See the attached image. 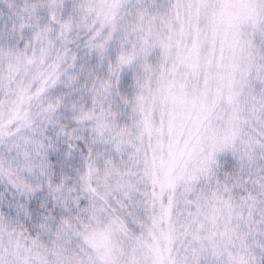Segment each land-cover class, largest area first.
Masks as SVG:
<instances>
[{
    "label": "snow or ice",
    "instance_id": "snow-or-ice-1",
    "mask_svg": "<svg viewBox=\"0 0 264 264\" xmlns=\"http://www.w3.org/2000/svg\"><path fill=\"white\" fill-rule=\"evenodd\" d=\"M0 264H264V0H0Z\"/></svg>",
    "mask_w": 264,
    "mask_h": 264
}]
</instances>
